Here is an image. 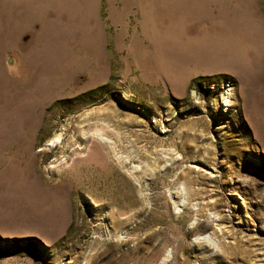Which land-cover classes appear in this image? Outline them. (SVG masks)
I'll use <instances>...</instances> for the list:
<instances>
[{
    "label": "rangeland",
    "instance_id": "obj_1",
    "mask_svg": "<svg viewBox=\"0 0 264 264\" xmlns=\"http://www.w3.org/2000/svg\"><path fill=\"white\" fill-rule=\"evenodd\" d=\"M0 264H264V0H0Z\"/></svg>",
    "mask_w": 264,
    "mask_h": 264
},
{
    "label": "bare ground",
    "instance_id": "obj_2",
    "mask_svg": "<svg viewBox=\"0 0 264 264\" xmlns=\"http://www.w3.org/2000/svg\"><path fill=\"white\" fill-rule=\"evenodd\" d=\"M199 59V58H198ZM209 61V60H208ZM211 62V61H210ZM215 63V62H214ZM216 64V63H215ZM214 65V64H213Z\"/></svg>",
    "mask_w": 264,
    "mask_h": 264
}]
</instances>
